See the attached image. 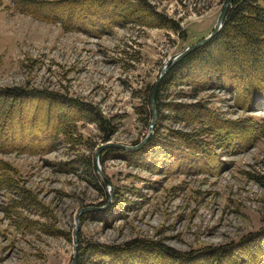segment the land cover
Masks as SVG:
<instances>
[{"label":"rangeland","instance_id":"obj_1","mask_svg":"<svg viewBox=\"0 0 264 264\" xmlns=\"http://www.w3.org/2000/svg\"><path fill=\"white\" fill-rule=\"evenodd\" d=\"M119 1L123 2L119 4L122 11L126 10L125 1ZM146 2L163 18L177 21L181 33L155 24L159 21L149 14L142 17L146 24L128 22L104 32L66 29L58 19L26 12L16 0H0V88L57 92L90 104L115 127L105 141L96 122L79 119L71 123L72 137L84 143L64 142L59 135L51 151L31 154L17 148L32 145L37 134L44 137L57 115H71L72 109L64 106L57 110L46 107L43 98H27L19 104L21 110L9 115L5 129L21 124L25 128L20 143L7 140V145L16 150L0 153L11 167L7 175L20 187L0 189V264H72L75 230L77 264H149L147 259L139 260L141 257L119 261L88 254L84 259L80 250L86 243L122 246L133 239H146L192 253L209 245H233L264 231L263 100H258L261 102L254 109H243L224 90L194 92L187 85L172 88L163 94L161 103L202 102L207 117L238 120L246 125L243 133L235 132L237 140L228 139L227 143L212 136L197 140L210 147L217 161L211 163L213 158H209L202 166L195 160L182 159L178 150L175 157L180 162L167 161L155 169L139 165V160L128 159L127 154L109 153L100 162L103 149L108 147L139 150L156 126L167 138L175 130L193 132L197 129L194 127H200L191 122L194 112L190 110L185 112L191 121L160 119L156 104L157 117L148 136L152 114L148 98L149 113L140 110L142 95L147 86L152 88L168 58L212 31L226 0ZM53 11L61 17L72 11L74 23L93 16L84 14L80 6ZM160 112L172 115L164 106ZM75 114L87 115L80 110ZM251 124L256 132L248 127ZM147 136L135 149L105 146L99 154L98 169L94 168L99 146L113 143L136 147ZM83 160L92 161V169L86 170ZM150 161L145 165L156 166L154 160ZM21 189L32 200L19 208L24 201L19 195ZM118 195L123 199L119 204L115 199ZM233 258L231 262L239 257L235 254ZM153 260L166 264L170 258L163 261L155 255Z\"/></svg>","mask_w":264,"mask_h":264},{"label":"trees","instance_id":"obj_2","mask_svg":"<svg viewBox=\"0 0 264 264\" xmlns=\"http://www.w3.org/2000/svg\"><path fill=\"white\" fill-rule=\"evenodd\" d=\"M16 1L19 7L26 12L34 13L38 17L52 21L58 19L57 22H60L66 29L75 30L79 28L90 30V32H104L111 26L124 25L128 22L146 24L142 17L145 14H149L159 21V23L155 24L169 28L177 33L182 31L177 21L163 18L161 14L156 13L149 7L146 0H124L126 9L124 11L119 5L123 4V2L119 0ZM62 6H69L71 9L80 6L84 14L92 13L93 16L82 19L80 23H74L72 22V11L68 15H62L63 17L53 11L55 8ZM121 18L124 21L120 20ZM200 78H203L202 80L204 81H200ZM183 85L189 86L194 92L211 88L224 90L234 98L235 104L243 109H254L261 102L258 100L264 101V0H233L220 30L206 44L194 49L170 65L160 81L156 93L158 117L160 119L177 118V121L192 120L193 124H200V127H194V129H197L193 130V132L175 130L171 137L167 138L166 136L162 137V134L157 129L158 126H156L149 141L139 150L123 151L108 147L103 149L100 155V162L103 163L109 153L127 154L128 159L139 160V165L155 169L164 162L166 165L167 161H173L174 164L176 160L175 153L178 150L180 151L178 155L182 159L195 160L202 166L209 158V160L213 158L212 150H209L210 147H204L203 144L197 141L204 140L202 136H212L216 139L218 138V140H223L225 143L228 142V139L237 140L238 136L235 132L238 134L243 133L246 125H242L238 120L224 121L220 118L216 119L217 117H207L205 111L208 110H205V105L202 102L180 103L170 101L168 104L161 103L163 102V94L172 88ZM150 90L151 88L147 86L143 91L142 107L140 108L142 112L147 114L149 113L147 98ZM27 98H35V100L43 98L46 107L50 105L57 107V110L67 106L72 109V114H58L54 124L47 130L44 137L41 134L35 135L32 145L19 147L17 151H28L31 154L47 153L54 148L59 135L63 136L64 142L84 143L82 139L72 137L74 127L71 126V123L79 119L96 122L105 141L109 140L115 132V127L111 120L101 114V112H97L90 104L76 99L65 98L54 91L2 87L0 88V132L2 135L0 153L16 150L13 146L7 145V140H15L20 143L19 141L24 139L23 129L25 127L23 124L16 129L11 128L8 130L5 129L4 122L10 114L21 110L19 109V104L23 103ZM163 106L164 109L171 111V116L160 112ZM74 109L86 112L87 115L78 117ZM185 110L194 112L191 120L186 117ZM211 112H208V114L210 115ZM205 116L207 118H204ZM254 126L251 124L248 127H251L252 131L256 132ZM215 142L219 141L216 140ZM184 146H188L189 149H184ZM214 158L211 163L216 161ZM150 160H154L156 166L155 164L145 165L146 163L144 162H149ZM176 161L180 162L179 160ZM82 166L86 170L92 169L93 163L90 160H83ZM10 169V165L0 157V189L8 187L12 189L20 188L16 180L11 175H7ZM19 195L24 199L22 204H19V208L31 204L32 198L27 191L21 189ZM115 199L118 204L123 200L121 195L115 196ZM88 254H98L103 259L116 258L119 261L127 257L134 261L137 257H141L139 260L147 259L149 264H155L156 260H153L155 255H158V259L163 261H165V257H169L170 261H166V264H264V231L252 233L233 245L228 243L216 246L209 245L197 248L192 253L176 251V249L161 245L157 241L133 239L125 242L122 246H106L98 243L83 244L80 250V257L86 259ZM235 254L239 258L231 262L230 259Z\"/></svg>","mask_w":264,"mask_h":264},{"label":"water","instance_id":"obj_3","mask_svg":"<svg viewBox=\"0 0 264 264\" xmlns=\"http://www.w3.org/2000/svg\"><path fill=\"white\" fill-rule=\"evenodd\" d=\"M233 0H226L225 4L223 5L221 12L219 13V16L217 18V21L212 29V31L205 37H203L202 39L198 40L195 43L189 44L187 45L185 48H183L180 52L176 53L175 55H173L172 57L168 58V61L166 62V65L164 67V69L160 72V74L158 75L157 79L155 80V82L152 85V88L150 90L149 96H148V104L150 106V111L152 114V120L151 123L149 125V132H148V136L152 133V128L155 124V120L157 117V107H156V93L160 84V81L162 80V78L164 77V75L166 74V72L168 71V68L170 65L174 64L175 62H177L178 60H180L181 58H183L186 54H188L189 52L193 51L194 49L206 44L208 41H210V39L220 30V28L223 25V22L226 18V14L228 11V8L230 7V5L232 4ZM148 136L146 137V139L144 141H142L141 143H139L136 147L135 146H126V145H122V144H113V143H106L104 145H101L97 148V151L95 153V157H94V168L97 170L98 169V162H99V154L101 152V150L105 147V146H116V147H124V148H128V149H135L137 147L142 146V144L147 140ZM87 209V208H86ZM83 209H81L78 212V215L80 214V212ZM74 240H75V254H74V259L72 264H77V256H78V247L76 244V230L74 232Z\"/></svg>","mask_w":264,"mask_h":264},{"label":"bare ground","instance_id":"obj_4","mask_svg":"<svg viewBox=\"0 0 264 264\" xmlns=\"http://www.w3.org/2000/svg\"><path fill=\"white\" fill-rule=\"evenodd\" d=\"M68 17V16H67Z\"/></svg>","mask_w":264,"mask_h":264}]
</instances>
